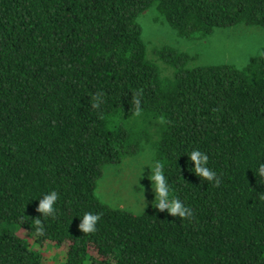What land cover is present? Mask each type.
<instances>
[{"label":"trees","instance_id":"1","mask_svg":"<svg viewBox=\"0 0 264 264\" xmlns=\"http://www.w3.org/2000/svg\"><path fill=\"white\" fill-rule=\"evenodd\" d=\"M150 7L185 38L264 29V0H0V264H44L16 228L38 246L68 244L63 264H264V57L189 66L164 46L154 51L171 69L163 77L137 22ZM146 141L192 217L96 196L103 168ZM193 149L219 183L187 170ZM53 189L41 236L37 199ZM88 211L100 214L94 233L77 227Z\"/></svg>","mask_w":264,"mask_h":264},{"label":"rangeland","instance_id":"2","mask_svg":"<svg viewBox=\"0 0 264 264\" xmlns=\"http://www.w3.org/2000/svg\"><path fill=\"white\" fill-rule=\"evenodd\" d=\"M137 22L146 45V56L158 66L163 77H168L171 69L157 58L154 51L164 46L186 53L189 56V66L228 64L236 68L246 66L251 58L257 57V50H264V29L257 26L239 24L216 29L204 38H185L179 36L159 16L155 7L144 10ZM149 128V135L153 140L157 126L150 124ZM152 159L153 150L150 142L146 141L135 155L125 157L117 165L105 166L97 181L96 196L108 206L125 209L133 214L141 213L137 209H147L155 201L147 178L149 171L144 169L145 164L150 165ZM21 229L16 228L17 236L25 239L30 248L40 254L44 264H63L68 244L57 247L46 243L38 246L34 243L33 236ZM89 253L96 257L92 248Z\"/></svg>","mask_w":264,"mask_h":264},{"label":"clouds","instance_id":"3","mask_svg":"<svg viewBox=\"0 0 264 264\" xmlns=\"http://www.w3.org/2000/svg\"><path fill=\"white\" fill-rule=\"evenodd\" d=\"M256 55L264 57V50H257ZM133 102L136 105V110H140V100L138 97H133ZM97 103H93L92 107H97ZM187 163L191 165L187 168L189 172L198 178L219 183L217 173L208 167V155L198 149L191 150L187 155ZM149 171L148 180L150 181L151 190L154 194L156 209L158 211L166 212L168 216L190 218L193 216L192 208L186 206L173 192L171 184L165 175V163L160 160H152L151 164H145L144 169ZM256 177L264 178V160L257 161L256 163ZM181 178V176H180ZM182 179V178H181ZM59 198V193L53 189L45 194H42L37 199L36 212L39 213L37 218L33 220V227L35 233L38 235L44 234L43 221L45 218L52 216L56 211V202ZM146 204V202L144 201ZM144 208L137 209V212H144ZM100 220L99 213L91 211L84 212L79 218L78 230L82 233H94L96 226ZM21 231H25L21 229Z\"/></svg>","mask_w":264,"mask_h":264}]
</instances>
